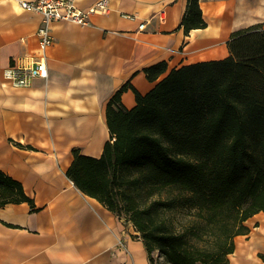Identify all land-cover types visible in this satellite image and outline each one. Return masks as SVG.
<instances>
[{
  "label": "crops",
  "instance_id": "0c3cea01",
  "mask_svg": "<svg viewBox=\"0 0 264 264\" xmlns=\"http://www.w3.org/2000/svg\"><path fill=\"white\" fill-rule=\"evenodd\" d=\"M72 1L88 10L99 0ZM109 3L110 12L91 16L90 26L51 23L48 78L18 88L4 71L40 55L43 16L22 9L19 0H0V170L20 182L35 204V211L28 203L0 208V264H150L131 223L68 178L72 151L102 156L111 140L108 102L126 84L147 95L157 82L147 79L145 69L165 62L162 79L185 65L225 59L232 33L264 26V0H200L207 28L188 36L180 29L187 0ZM122 102L128 110L136 106L133 90ZM262 214L245 225L264 223ZM244 237H236L232 260L249 243Z\"/></svg>",
  "mask_w": 264,
  "mask_h": 264
},
{
  "label": "trees",
  "instance_id": "16d2710c",
  "mask_svg": "<svg viewBox=\"0 0 264 264\" xmlns=\"http://www.w3.org/2000/svg\"><path fill=\"white\" fill-rule=\"evenodd\" d=\"M187 2L186 36L207 28L200 0ZM228 47L225 59L185 65L162 79L165 62L145 69L157 82L147 95L126 84L108 102L111 140L102 156L72 151L68 178L131 223L150 264L155 253L167 264H230L236 237L250 233L245 223L264 213V26L235 31ZM129 89L136 96L130 110L122 102ZM140 190L168 193L153 202L158 209L194 211L193 229L157 223L158 209L142 206ZM21 203L35 211L23 185L0 170V208ZM206 238L211 248L195 244Z\"/></svg>",
  "mask_w": 264,
  "mask_h": 264
},
{
  "label": "built area",
  "instance_id": "2783aa9c",
  "mask_svg": "<svg viewBox=\"0 0 264 264\" xmlns=\"http://www.w3.org/2000/svg\"><path fill=\"white\" fill-rule=\"evenodd\" d=\"M19 5L26 11L41 14L43 16V25L38 32L40 55L18 59L4 71L5 79L18 88L30 87L33 79L37 77L48 78L49 71L46 53L54 42L50 30L51 23L64 21L81 26H90L91 16L110 12L109 0H99L88 10H82L72 0H19ZM143 27L141 25L140 28ZM154 258L153 264H165L163 263L164 258L158 253L154 254Z\"/></svg>",
  "mask_w": 264,
  "mask_h": 264
},
{
  "label": "rangeland",
  "instance_id": "374dc122",
  "mask_svg": "<svg viewBox=\"0 0 264 264\" xmlns=\"http://www.w3.org/2000/svg\"><path fill=\"white\" fill-rule=\"evenodd\" d=\"M168 195L167 192H164L163 194L153 195V196H147L144 191L140 190V194L138 195L139 201L142 204L143 207H154V209H158L159 207L157 205H154L153 202L160 199V198H166ZM264 214H262L263 216ZM155 221L157 223L161 222H167L172 221L173 224L176 226V230H189L191 231L193 227L195 226L196 221V215L194 211H187L186 209H178L174 210L172 212L165 210L164 208H160L155 212ZM264 219V218H263ZM264 223L263 220L259 221H250L249 228L250 233L243 238L245 242H250L254 236H261L263 239L262 245L257 248L254 252L256 254L257 260L262 262L264 264V260L261 258L262 255H264V231H263ZM195 239V238H194ZM194 242V241H193ZM195 244H198L201 248H211L214 244V241L211 239H204V241L198 243L195 241ZM237 246V242H236ZM233 256H229L230 264L232 261ZM165 263V260L164 262ZM167 264V263H165Z\"/></svg>",
  "mask_w": 264,
  "mask_h": 264
},
{
  "label": "bare ground",
  "instance_id": "6f19581e",
  "mask_svg": "<svg viewBox=\"0 0 264 264\" xmlns=\"http://www.w3.org/2000/svg\"><path fill=\"white\" fill-rule=\"evenodd\" d=\"M263 243L261 236H254L252 240L244 244L241 249L238 250L236 258L232 260V264H261L255 258L253 251L259 248Z\"/></svg>",
  "mask_w": 264,
  "mask_h": 264
}]
</instances>
